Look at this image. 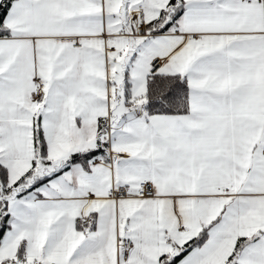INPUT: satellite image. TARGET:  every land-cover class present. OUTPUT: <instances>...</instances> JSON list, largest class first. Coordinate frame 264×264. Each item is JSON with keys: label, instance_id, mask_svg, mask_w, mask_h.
<instances>
[{"label": "snow or ice", "instance_id": "6c2138e0", "mask_svg": "<svg viewBox=\"0 0 264 264\" xmlns=\"http://www.w3.org/2000/svg\"><path fill=\"white\" fill-rule=\"evenodd\" d=\"M0 264H264V0H0Z\"/></svg>", "mask_w": 264, "mask_h": 264}]
</instances>
